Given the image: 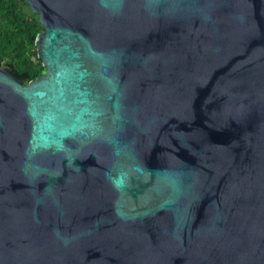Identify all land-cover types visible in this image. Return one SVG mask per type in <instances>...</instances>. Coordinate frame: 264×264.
<instances>
[{"label":"water","instance_id":"water-1","mask_svg":"<svg viewBox=\"0 0 264 264\" xmlns=\"http://www.w3.org/2000/svg\"><path fill=\"white\" fill-rule=\"evenodd\" d=\"M27 2L0 264H264V0Z\"/></svg>","mask_w":264,"mask_h":264},{"label":"trees","instance_id":"trees-1","mask_svg":"<svg viewBox=\"0 0 264 264\" xmlns=\"http://www.w3.org/2000/svg\"><path fill=\"white\" fill-rule=\"evenodd\" d=\"M44 28L27 0H0V63L25 82L46 71L35 45Z\"/></svg>","mask_w":264,"mask_h":264},{"label":"rangeland","instance_id":"rangeland-1","mask_svg":"<svg viewBox=\"0 0 264 264\" xmlns=\"http://www.w3.org/2000/svg\"><path fill=\"white\" fill-rule=\"evenodd\" d=\"M1 64H2V65H5V63H4V62H2ZM5 66H6V65H5Z\"/></svg>","mask_w":264,"mask_h":264}]
</instances>
